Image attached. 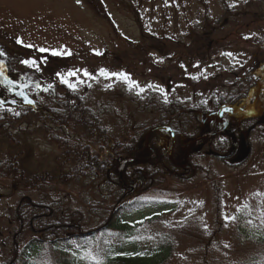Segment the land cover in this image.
I'll return each instance as SVG.
<instances>
[{
    "label": "rangeland",
    "instance_id": "374dc122",
    "mask_svg": "<svg viewBox=\"0 0 264 264\" xmlns=\"http://www.w3.org/2000/svg\"><path fill=\"white\" fill-rule=\"evenodd\" d=\"M248 73L251 83H243ZM263 75L264 0H0V124L22 130L12 140L0 128V264H10L41 239L42 248L31 251L27 264L106 263L98 239L79 241L76 255H67L29 222L34 211L40 226L61 223V233L70 236L109 225L110 208L123 196L118 187L89 177L34 189L15 179L9 167L17 165L27 176L60 172L62 151L40 126H27L47 122L43 104H55L62 83L121 142L143 133L141 125L157 126L160 104L206 108L193 114L185 137L176 140L173 159L186 162L187 173L126 191L134 209L125 214L130 234L135 230L143 243L171 240L162 264H264V123L234 157L229 158L233 150L225 159L217 157L207 139L185 157L194 125L204 133L217 130L225 122L218 112L228 97L253 92ZM256 99L257 113L262 100ZM5 103L10 113L27 111L10 122ZM37 105L43 107L39 113L31 111ZM221 111L235 123L233 111ZM96 234L100 240L105 235L104 242L120 239L112 228Z\"/></svg>",
    "mask_w": 264,
    "mask_h": 264
},
{
    "label": "trees",
    "instance_id": "16d2710c",
    "mask_svg": "<svg viewBox=\"0 0 264 264\" xmlns=\"http://www.w3.org/2000/svg\"><path fill=\"white\" fill-rule=\"evenodd\" d=\"M248 74L249 76L243 77V83H245L244 80L246 79L247 82L252 80V76L250 73ZM259 79L257 77L253 83L254 92H256ZM7 88L10 91L12 89L10 86ZM58 89L62 92L55 94V104L52 107L43 104V107H48L47 114L44 118L47 122L53 123L54 125L66 126L72 133H77L76 131L79 129L81 139L69 138L61 130L40 126L47 134V138L62 151L59 157L61 162L60 172L57 176H52L51 174L27 176L25 172L18 170L17 165L9 166L11 173H14V178L28 187L37 189L50 184L54 180L67 185L91 177L94 180H103L104 182L107 181V183L114 184V186L118 187L115 188L116 192L119 189L118 193L121 194L122 192L123 196L121 195V197L117 198L110 208L111 223L104 227L101 226L95 233L90 235H63L61 233L63 229L61 223L56 226L48 223L47 225L50 228L48 231L45 230L43 232V236L45 235L44 237L50 239L55 238L50 245L55 251L67 255H76L75 246L79 241L86 243L98 239V253L106 259L105 264H162L170 256L173 248L172 241L169 240L168 242L156 244L150 240H146L143 243L139 241L135 230L130 234L132 230L127 225L125 214L130 213L134 209L131 208L133 201L130 197L128 198L126 191H130L133 186L146 189L157 177L168 176L182 178L183 176L181 174L185 175L187 173V166L178 167L171 161V138L168 132L156 130L146 139L147 130L153 127L141 125L137 128L141 129L143 133L134 135L127 141L121 142L118 141L119 139H112L108 132L101 126L98 116L86 105L80 96L65 84H59ZM248 93L247 91H244V93L239 91L235 95H230L227 101L231 104L246 107L253 101L252 97L248 98ZM23 105L25 109L30 108L26 103H23ZM9 106L7 103L3 104V113L8 116L7 118H14L10 122L17 121L27 111L13 114L9 112ZM43 107L37 105L31 111L39 113L38 111ZM159 109L160 116L155 124L167 125L175 132L177 139L185 137L186 129L189 127L188 125L193 123V114L196 111L201 113L207 112V109L203 106L193 110L183 102L160 104ZM235 118H237L236 121H233L235 123H232L235 125V129L229 126L219 136L208 138L204 141L207 143L208 148L212 149L213 153L221 159H225V155L230 154V150L231 152L233 150V154L229 158L234 157L240 148L239 145L246 143L249 145L248 139H250L253 129H256L264 123V113L254 118H241L240 116H236ZM237 123L240 125L239 128L237 127ZM0 128L4 129V134L8 138L12 140L17 139V134L9 132L5 127V123H1ZM194 128L195 131H193L190 137L199 136L204 133L200 130L199 124H195ZM238 129H241L245 134L243 137L239 135ZM23 132L27 131L23 130ZM153 153L154 156L151 157ZM137 160H143V162ZM39 223L40 221L37 219L34 225L39 228ZM109 228L114 229L120 234L119 240L104 242L105 235L100 240L99 234L96 233L100 231L104 233ZM166 235L164 233V237H168ZM41 248V241L32 240L23 254L19 256L18 260L21 264L29 263L32 259L31 251ZM63 264L75 263L69 261Z\"/></svg>",
    "mask_w": 264,
    "mask_h": 264
},
{
    "label": "water",
    "instance_id": "95a60500",
    "mask_svg": "<svg viewBox=\"0 0 264 264\" xmlns=\"http://www.w3.org/2000/svg\"><path fill=\"white\" fill-rule=\"evenodd\" d=\"M259 91H260V95H261V98H262V105H263V107H262V110L261 111H259L258 113H253V112H251V110L250 109H243V108H241V107H238V106H236V105H223V107L222 108H231L232 110H234V111H237V112H241V113H243V114H245V115H247V116H254V115H260L263 111H264V76H263V78H262V80L260 81V83H259ZM221 108V109H222ZM220 113V112H219ZM220 117L221 118H225L226 119V123H225V125L224 126H222L219 130H217V131H215V132H211V133H209V134H205V135H202V136H200V137H197V138H195L193 141H192V143L190 144V146H189V149L196 143V142H198L199 140H201L202 138H206V137H212V136H216V135H218L219 133H221L226 127H227V125H228V123H229V118H228V116L225 114V113H220ZM56 129H58V128H62V129H64L65 130V132H66V134L69 136V137H74L73 135H71V134H69L67 131H66V129L64 128V127H55ZM172 135H173V133H172ZM173 140H174V136H173ZM172 155V154H171ZM187 156H188V154H187Z\"/></svg>",
    "mask_w": 264,
    "mask_h": 264
},
{
    "label": "snow or ice",
    "instance_id": "6c2138e0",
    "mask_svg": "<svg viewBox=\"0 0 264 264\" xmlns=\"http://www.w3.org/2000/svg\"><path fill=\"white\" fill-rule=\"evenodd\" d=\"M43 51V50H42ZM25 63H28V61H25ZM87 74V73H86Z\"/></svg>",
    "mask_w": 264,
    "mask_h": 264
}]
</instances>
